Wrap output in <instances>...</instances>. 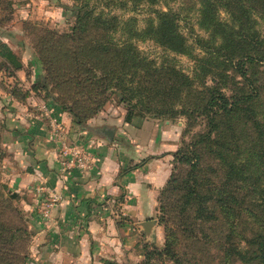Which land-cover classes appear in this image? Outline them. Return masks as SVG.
I'll list each match as a JSON object with an SVG mask.
<instances>
[{
    "label": "trees",
    "instance_id": "obj_1",
    "mask_svg": "<svg viewBox=\"0 0 264 264\" xmlns=\"http://www.w3.org/2000/svg\"><path fill=\"white\" fill-rule=\"evenodd\" d=\"M172 4L179 8L173 9ZM141 8L148 13L142 20L137 17ZM66 10L75 18L70 33L59 35L48 29L38 36V29H34L38 26L32 22L25 23V31L36 32L35 63L43 72L42 81L32 90L53 101L77 126L85 127L114 97L128 104V123L139 115L135 110L140 106L145 109L143 116L152 114L156 119H175L182 114L189 121L198 116L207 119L205 133L196 135L191 144L182 141L175 154L174 173L160 194L165 245L145 250L143 261L137 263L190 264L185 260L189 259L186 253L180 251L178 232L186 240L199 242L200 236L208 238L199 226L235 217L247 198L245 188L249 183L253 182L256 193L264 195V74L256 79L254 91L248 71L253 65L264 67V37L258 31V21L264 22V0H76ZM192 13L210 41L197 35L190 43L182 24ZM140 22L144 27L139 26ZM146 41L176 55H191L198 47L217 56L207 61L217 72L216 85H204L205 90L200 92L201 85L196 86L202 83L200 78L157 65L138 46ZM0 58L1 68L7 69L10 76L24 68L22 58L1 40ZM229 72L251 91L240 88ZM230 81L237 87V91H228L231 95L227 94ZM19 91L16 86L11 89L18 99L27 98L28 92L23 97ZM189 93H201L207 99L187 104L192 106L187 108L184 97ZM175 101L182 106L181 111L176 109ZM152 105L163 109L154 110ZM1 146L2 135L0 264H28L33 233L18 205L21 197L2 181ZM207 156L217 168L204 166ZM176 166L186 167V174L177 175ZM261 208L257 221L261 218L263 226L259 224L248 241L254 256L234 250L243 262L256 259L264 264V205Z\"/></svg>",
    "mask_w": 264,
    "mask_h": 264
},
{
    "label": "crops",
    "instance_id": "obj_2",
    "mask_svg": "<svg viewBox=\"0 0 264 264\" xmlns=\"http://www.w3.org/2000/svg\"><path fill=\"white\" fill-rule=\"evenodd\" d=\"M25 38L0 29V40L24 65L10 76L0 58V120L6 125L7 153L2 181L21 197L18 205L33 233L28 264L140 262L139 245L149 242L145 232L160 233L162 243V228L145 223L159 214L161 191L182 146L183 125L137 118L128 123L125 115L104 109L85 127L77 126L68 113L32 90L43 72ZM15 86L26 90L27 98L15 97ZM43 103L55 110L69 142L94 159L91 169L60 173V150L39 111ZM41 183L63 198L49 223L38 216L35 189Z\"/></svg>",
    "mask_w": 264,
    "mask_h": 264
},
{
    "label": "rangeland",
    "instance_id": "obj_3",
    "mask_svg": "<svg viewBox=\"0 0 264 264\" xmlns=\"http://www.w3.org/2000/svg\"><path fill=\"white\" fill-rule=\"evenodd\" d=\"M76 0H1L0 1V29L6 30L7 32L16 33L18 32L20 35L24 34L25 41L27 45L34 50V44L37 41L32 30L25 31V23L32 22L37 25L38 36L42 30H51L57 32L59 35L68 34L71 32L72 28L75 26V18L72 16V13L66 10V6L74 5ZM171 7L173 9H178V4H172ZM160 10H167L164 6H159ZM147 9H140L137 13L138 19L142 20L147 17ZM116 14L122 15L121 12L116 11ZM129 16H132L130 14ZM127 17V15H126ZM189 19L183 22L182 27L183 31L189 36L190 43H194V39L197 35L204 39L205 41H210V38L207 33L201 30L199 24L197 22V15L190 14ZM17 23V24H16ZM260 23V24H259ZM24 25V26H23ZM258 31L261 30L262 35L264 37V22L258 21ZM139 26L144 27V22H140ZM29 33V36L27 35ZM139 48L148 56V58L157 65H164L169 68H176L178 71H182L184 74L189 77H198L201 79L202 83H196V86L201 87L200 92L204 91V85L208 87L215 86L214 79H218L217 72L207 63V61H212V58H216L217 56H212L204 53L202 49L194 48L191 55H176L169 51L164 50L161 47H158L152 41L139 42ZM249 76L251 79L252 85L250 87L255 91L257 85L256 79H259V76H263L264 67H258L256 65L251 66L249 69ZM230 77L234 78L237 81L242 82V80L235 76L232 72L228 73ZM244 83V82H243ZM250 83V84H251ZM249 84V85H250ZM229 90H227V94L231 95L228 91H237V87L234 86V82L230 81ZM238 86L242 89H245L246 92L251 91V88L246 86H242L238 84ZM224 87V86H221ZM13 89V88H12ZM15 89V88H14ZM20 96H23L27 93L26 90L19 88ZM14 91V90H13ZM205 93V92H204ZM207 99L206 95L201 93H189L184 97L185 105L192 104L198 102L199 99L204 98ZM176 103V109L181 111L183 108L181 105ZM192 106H188L187 108H191ZM195 106H193L194 109ZM152 109L160 110L163 109L160 105H152ZM129 110V106L127 103H124L114 97V100L111 101L105 108L106 113L110 114H123L127 115ZM153 110V113H154ZM139 115L135 116L134 119L143 121L144 119H156L152 114L144 115L145 109L140 106L135 110ZM142 114V115H141ZM158 120L162 121H170L173 124L181 123L183 125V140L187 144H191L196 135L205 133L207 131V119L203 116H198L197 119L189 121L184 114L177 116V118L172 119L170 116H163L158 118ZM5 123L3 120H0V135H2V151L4 153V157L2 163H4L7 158L6 148L4 147V138L5 135ZM2 170H3V164ZM204 166H214L217 168V163L212 160L210 156L205 158L203 161ZM177 167V175L178 174H186V167L176 166ZM175 169V165H174ZM213 179H216L215 176H212ZM252 190L250 191V189ZM247 194V198H245L243 202V207L236 210V215L231 221L222 220L221 223H211L208 225L199 226L198 228L206 235L208 238H203L200 236V241L197 242L195 240H186V238L182 237V233H179V238L182 241V248L180 249L181 253H186L189 257L188 260L190 264H261L260 261L256 259H245V262L241 261L239 256H236L235 249L242 250V252L247 253L249 257L252 255V249L249 245L248 241H251L255 233L258 231V225L260 224V228L263 226L262 219L257 221V217L261 215V205H264V195L256 193L254 191L253 182L249 183L245 188ZM247 200V202H246ZM40 219V218H39ZM152 226L161 227L162 228V243L160 244V233L157 235L155 232H145L148 236L149 242L145 243L143 241L142 245H139V252L144 256V251L147 249H162L165 245V227L160 222V214H158L156 220H149ZM44 223V222H43ZM200 225V224H199ZM175 227V226H174ZM187 230H190L188 228ZM189 233H187V236ZM229 237V240L226 238ZM226 251H228V255H226ZM144 258V257H143ZM143 259L140 260V262ZM137 262V263H140ZM135 263V264H137ZM117 264V263H116ZM130 264V263H124ZM134 264V263H131Z\"/></svg>",
    "mask_w": 264,
    "mask_h": 264
},
{
    "label": "built area",
    "instance_id": "obj_4",
    "mask_svg": "<svg viewBox=\"0 0 264 264\" xmlns=\"http://www.w3.org/2000/svg\"><path fill=\"white\" fill-rule=\"evenodd\" d=\"M39 111L50 125L52 139L60 150V173L66 174L72 171H86L92 168L94 159L88 156L84 150L72 145L60 118L55 110L48 104H41ZM35 193L38 197V216L44 223L52 221L53 210L62 202L63 198L57 192L50 190L44 184L37 185Z\"/></svg>",
    "mask_w": 264,
    "mask_h": 264
},
{
    "label": "water",
    "instance_id": "obj_5",
    "mask_svg": "<svg viewBox=\"0 0 264 264\" xmlns=\"http://www.w3.org/2000/svg\"><path fill=\"white\" fill-rule=\"evenodd\" d=\"M106 133H107V135L112 136V133L111 132H108L107 131ZM150 226H152L151 225V222L148 221V222L145 223V227H150Z\"/></svg>",
    "mask_w": 264,
    "mask_h": 264
}]
</instances>
